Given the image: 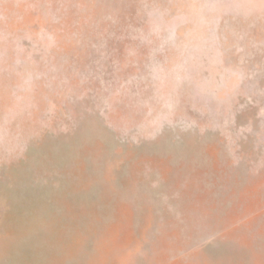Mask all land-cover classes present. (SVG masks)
Masks as SVG:
<instances>
[{
    "label": "rangeland",
    "instance_id": "1",
    "mask_svg": "<svg viewBox=\"0 0 264 264\" xmlns=\"http://www.w3.org/2000/svg\"><path fill=\"white\" fill-rule=\"evenodd\" d=\"M0 264H264V0H0Z\"/></svg>",
    "mask_w": 264,
    "mask_h": 264
}]
</instances>
